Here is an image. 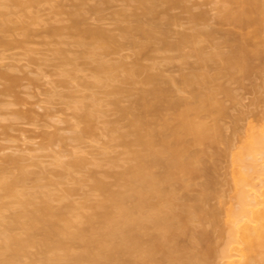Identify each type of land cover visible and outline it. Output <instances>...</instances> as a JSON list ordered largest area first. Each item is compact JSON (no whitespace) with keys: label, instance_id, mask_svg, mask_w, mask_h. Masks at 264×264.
<instances>
[{"label":"rangeland","instance_id":"rangeland-1","mask_svg":"<svg viewBox=\"0 0 264 264\" xmlns=\"http://www.w3.org/2000/svg\"><path fill=\"white\" fill-rule=\"evenodd\" d=\"M28 1L24 6L0 4V10L4 14L1 18L6 19L8 22L7 30L1 33L3 41L0 42V177L11 181L10 189L5 190L0 187V238L3 236V232L8 230L5 228L9 225L8 222L14 212L19 207L21 208L20 200L24 204L22 200L25 199V194L29 192L34 195L30 203L34 202L35 205H39L38 202H44L45 199L49 209L44 216L45 218L49 217L51 221L52 218L54 221L57 220L58 224L53 221L56 226L67 225L69 226L68 231L74 233L76 231L70 230V225L75 230L79 226L81 230L84 228L86 230L91 229V224L87 222L84 224V217H90L92 225L95 226V222L101 219L100 216L97 217V214L103 211L101 209L103 207L99 206L100 201L103 202L102 199L107 198V194H110L111 191L114 192L124 188L121 184H125L124 180L126 181L127 176H129V173L126 174L125 168L131 162V165L135 162L134 157L130 159L134 155L127 150L131 146L127 147L121 142L124 139L128 143L132 139L130 135L132 133L125 132V130L129 129L130 131L131 129L128 122V119L130 121V115H128L129 117L126 114L122 115L123 112L121 114L119 108L129 104V100L137 95L135 92H142V87L147 88L144 86H148L145 82L148 70L151 71V74L157 72L160 77L165 79L173 78V82L176 83L180 78L182 79V73L186 74L198 67L199 59L193 55L187 46L183 50L184 53L190 50L192 54H188L183 59L180 58V53L176 50L167 49L165 46L156 47V45L150 43L145 46L144 43L147 42H142L144 38L135 36L137 35L135 33H131L130 37L134 34L132 37H135L138 41L136 46L134 43L131 45L128 39V42L125 41L124 37H121V39L120 35L122 34L117 28L121 17L122 23H130L133 20L127 21V19L132 18L134 12V15L138 14L140 18L146 16V20L141 18L144 22H147V17L148 19L152 18L159 23L160 29L166 28L169 32L168 35H170L168 38L171 40L176 39L182 33L192 35L199 30L211 31L212 35L208 39L200 36L202 45L207 52L228 51L231 43L230 40H227L226 33L230 32L237 35L243 33L248 38L247 48L251 55L253 53L251 57H248L247 63L244 62L246 63L244 70L226 69L223 67L224 62L222 60H216L214 63L210 62V66L206 68L212 74L208 87L213 92L212 101L213 104H216L213 106L215 110L211 107L210 110L208 108H205L204 111L197 110L200 111V114L197 111L196 113L191 112V114L195 113L194 122L196 124L199 125L200 120L203 122L202 126H204V123L211 126L215 136L213 137L212 132L210 137L211 131L208 132L209 134L206 131L207 137L204 140L203 137L201 139L193 132H186V130L181 132V129H179L180 131L177 129L178 132H175L176 137H179V139L182 137L185 140L187 146L185 148L191 154L192 160L194 158V160L200 162L201 158L202 163L206 162L205 164H208V167L204 164L205 169L200 163L201 165L195 166L197 172L194 170V174L191 173L190 176L188 173L185 175L184 172H181V175L178 174L180 177L185 176L184 180L187 183L185 181L184 184L182 183L183 178H180V182L177 181V186L173 182L174 185H172L175 187L173 189L177 187V191L175 190V193L177 192L176 198L178 196L181 201L175 198L172 201L177 203L174 204L171 201L172 204L169 203L168 206L173 204L177 206L173 205L175 209L177 208L178 213L182 214L181 216L186 213L183 211L188 207L189 209L191 207H201L197 208V210L200 209L198 214L195 210V215H199V221H195L196 217L194 216V219L192 218L194 221L191 219L193 226H186L188 223V225H191L189 220L185 224V228L182 226H180L181 229L177 228V231L183 229L184 234L182 232L178 234L180 231L174 232L176 240L174 239L172 244L170 242L172 240H170L168 245L177 246L179 250L177 252V263L180 261L181 264L188 263L190 253L195 254L199 259L206 260L205 258H208L207 263H212L213 260L211 258L209 260L207 255L211 257L210 252H213L215 258L214 253L223 247L225 237L222 232L226 228L224 214L226 207L224 206L233 201L231 197L233 194L232 173L236 165L233 166L232 164L231 154L245 140L243 137L250 129L249 127L252 125L256 128L259 127V123H262L264 117V0H255V3L259 4V10L257 13L254 12L256 16L254 13L253 15L258 18V23L247 28L220 19L222 8L229 4L228 0H174V3L171 0H151L150 3L148 0L147 3H149L150 8L146 10V14H144L145 8H142L145 0H141L142 4L138 0H107L102 4L100 0ZM78 1H81L80 12L76 8ZM96 2H100V4H96ZM92 5H98L96 11L91 8ZM152 7L155 10H152ZM142 10L144 11L142 12ZM147 11H150L149 14L152 12L151 17L147 14ZM80 13L85 14L80 15ZM125 16L126 19H124ZM129 16L130 18H128ZM73 19L78 20L81 26L78 25L75 29L76 24L74 21L73 25ZM148 22L152 23V21ZM85 26H87V29L90 27L91 30H94L98 27L99 30L101 28L108 32L106 36L112 35L110 42H107L109 44L104 43L103 40L109 38H105L103 35L104 37L101 36L102 39L99 37L97 43L92 45L90 42L93 41L94 35L93 38L89 37L91 33H88V30L87 33L83 31L86 28ZM82 31L85 32V35ZM113 37H115V40ZM94 41L96 42V39ZM98 43L105 45L103 48L105 50H102L100 45L97 48ZM142 44L144 45L142 46ZM95 45L97 49L94 47ZM140 48L142 49L140 50ZM85 49H87V54ZM89 50L92 53L89 54ZM255 52L259 54H255ZM101 63L111 64H109V69L107 68L108 70L104 71L105 73L103 71L95 72V65L98 66ZM218 68H222L220 72H217ZM96 77H98V80L102 78L100 83L95 82ZM145 83L146 85H144ZM116 86L118 90L120 89V93L117 91ZM180 86L185 87L180 83L178 86L180 89L177 90L176 94L191 99L189 97L191 93L187 91V87L186 90H182L183 88L181 89ZM127 90H130L128 94L131 91L135 94L129 96ZM113 98L117 105H114V102L112 103ZM76 106L80 108L77 110ZM86 108L89 114L93 111L92 115L88 114L92 117L91 123L87 122L88 126L90 125L88 129L85 120L82 121V119L79 120L80 117H76V115L79 116V111L84 113L83 109L86 111ZM218 108L221 109L218 110ZM179 109L174 110L179 112ZM178 112L170 109L165 110L164 114L161 113V116L163 114L166 117L163 121L168 125L164 130V134H167L164 140H170L169 132H172L171 140L175 138L173 132L176 129L171 128V126L177 127L178 117L176 114ZM212 124L218 125L220 130L218 126L217 128L220 132L215 130L216 127L214 129ZM77 131H79V135ZM123 131L127 134L126 137ZM217 135H219V138H217ZM182 138V143H184ZM227 150L229 154L225 155ZM193 152L194 154H192ZM76 158L79 159V162L76 161L75 164L74 160ZM203 168L205 171L209 168L212 172L210 176L213 175L211 178H216L214 179L215 187L211 184V181L210 183L207 181L208 177H205L207 175L204 174L209 172H203ZM157 169L159 172L163 171L160 166ZM200 169H202V172ZM204 182L206 186L203 184ZM207 183L209 186H207ZM186 184L189 186L185 188ZM214 190L215 194L213 195ZM205 192L208 195L211 193L212 196L208 197ZM197 196L198 198L202 196L199 198L202 204L198 200L199 202H196L198 206L195 207L194 199L196 200ZM30 203L25 202L27 205L24 204V208L33 209L31 206L34 203L32 205ZM192 204H195V206ZM185 205H187V208H185ZM222 205L224 206L222 207ZM180 206L182 209L184 208L183 211L179 208ZM217 209L219 211H216ZM211 210L212 212L214 210L216 214L219 212L217 218ZM208 213L211 214L208 215ZM89 214L92 215L89 216ZM87 215L88 217H86ZM57 217H59V220ZM81 223L83 226H81ZM75 225H77V228ZM186 228H189V230H185ZM221 229H223L222 232ZM201 230L205 232L203 234L205 238L202 237L203 231L201 232ZM10 231L15 232L21 238L26 236L25 228L20 225H16ZM174 231H176L175 228ZM75 237H72V240L68 237L71 240L69 244L73 249L81 250L84 247H81L83 241L80 239H84V237L77 239ZM188 237H194V241H196L195 238H200L194 242ZM73 238L76 241H73ZM141 238L144 239L146 236L144 235ZM205 244L209 248H205ZM34 246H26L25 251L29 253V256L24 253L25 251L23 252L25 255H19L21 263L28 261L26 263L29 264V262L35 260V264H45L42 263L41 252L38 253L37 246ZM181 246H186L187 249L190 248L192 251L190 250V253H188L189 250L185 252L186 248ZM253 247L255 249L254 245L252 249ZM212 248L214 251H210ZM198 249L203 250L204 254L206 251L205 258H203V252L201 250L199 252ZM207 251H210L209 254H207ZM159 253H155L153 258L158 260L157 263L160 261L165 262L164 256H159ZM199 253L203 254L202 257ZM253 253L256 254L254 250L246 251L244 260H250L254 255ZM186 254L188 259H185ZM31 255L34 256L32 258H38L29 261ZM216 258L221 260L220 257ZM214 260V264H223V260L221 262ZM199 261V264H204L201 260ZM155 262L154 264H156Z\"/></svg>","mask_w":264,"mask_h":264},{"label":"bare ground","instance_id":"bare-ground-1","mask_svg":"<svg viewBox=\"0 0 264 264\" xmlns=\"http://www.w3.org/2000/svg\"><path fill=\"white\" fill-rule=\"evenodd\" d=\"M1 1L2 0H0V4H4V5L10 4V5L24 6L26 1L28 0H3V2ZM100 1H101V4L103 2L104 3L107 2V0L106 1L100 0ZM138 1L140 2L141 0H138ZM142 1H141V4H142ZM147 1L148 0L143 1V3L145 4L142 5L143 6L142 8L143 9L145 8V11L142 10V12L143 11L145 12L144 14H146V10L150 8V6H148L149 3H147ZM149 1L151 3V0ZM78 2L76 4L77 6L76 8L79 11V9L81 8L80 6L81 1H78ZM171 2L174 3V0L173 1L171 0ZM98 3L100 4V2H96V4ZM146 3H147V6H146ZM228 3L230 5L227 4L222 8V14L220 18L222 21L224 20L225 22L228 21L231 23L232 22L236 23L238 24L239 27H242V28H247V27L256 25L258 23V18H256L255 16H256L257 11L259 10V4L255 3V0H228ZM231 4H234V5L231 6ZM91 8H93L96 11L98 8V5H95V6L92 5ZM151 9L155 10L153 9V7ZM149 12L150 11H147V14H149ZM253 13L255 14V16L253 15ZM81 14L83 13H80V15ZM150 14L152 15V12ZM2 15L4 16L3 12H1L0 10V18ZM130 15L132 16V13ZM128 18H130V16ZM132 18L127 19V21L133 20L132 22L122 23L121 22L122 17H121V21L119 19L120 22L117 27L118 30H120V33L122 34L120 35V38L124 37L123 39H126L125 41H127L128 39L129 43L131 42L130 43L131 45L132 43H134L136 46V43L138 42L135 39V37L134 38L132 37L134 34H132V36L130 37L131 33H135L137 34L135 36H138L139 38L141 37L144 38L142 39L143 40L142 42H145V41L147 42V43H144L145 46L148 43L152 45L154 44V46L156 45V47L165 46L167 47V49L170 48V50L171 49L174 51L176 50L178 53H180V58H183V59H185L186 56H188V54L192 52L193 55H195L199 59L198 67L190 70L186 74L182 73V79L180 78L181 81L178 80L179 85L180 83H182V85L185 86L184 88L180 86L181 89L183 88L182 90H186V87H187V91L191 93L190 94L191 96H189L191 97V99L186 98V97L184 98V96L182 97L180 96V94L177 95L178 93L176 94L177 90L180 89L178 87L179 86L178 81L175 80L176 81L175 83L173 82V78L165 79V78L160 77L157 74V72H155L156 74L154 72H153L154 74L153 73L151 74V71L148 70L146 72L147 76L145 75L146 78L144 77L145 82L148 84V86H144L146 85V83L143 85L144 87H147V88L144 89L142 87L141 88V90L143 89L142 92H138V91L135 92L137 95H134V97L129 100V104H127L126 106H123V108L122 107L119 108L120 113L122 114L123 112L122 115H125V114L126 116L130 115V121L128 119V122L130 123L128 124L130 126L129 125L128 126L131 127V129L130 131L129 129H127V131L125 130V132L132 133L130 134L132 136V139H130L131 141L127 143L125 142L124 139L121 138L123 140L121 142L125 144L127 147L129 146L132 147V145L134 144L133 145V147L135 146L134 149L132 147V150H131V147H129L130 149L128 148L127 150H129V152H132L131 154H133L134 156L130 154V156H132L130 157V159L134 157L133 159L135 162L133 163V165H131L132 164L131 162V164H128L129 166L125 168L126 174L129 173L128 174L129 176H127L128 178L126 181L124 180L125 184H121L122 187L124 188H122V190L120 188L118 191H114V192L111 191L110 194H107L108 195L107 198L105 197L102 199L105 202L100 201V204L98 203L99 206L103 207L101 208L103 210L102 213L97 214L98 216L95 214V216H97L98 218L100 216L101 218L100 219L101 221L98 220V222L100 221L99 225L97 226L98 224L97 221L95 222L96 223L95 226L92 225L93 224L92 219H90V217L89 218L84 217L83 218V221H85L84 224H86V222L91 224V229L86 230L84 228L81 230L80 226L77 228V225H75V227L79 229V230L77 229L75 230V228L72 225L67 223L68 225L71 226L70 230L77 232V233L76 232L74 233V232L68 231L69 226L67 225L66 226L60 225L61 227H59L58 225L56 226L54 222H56L57 220L54 221L52 218V221H51L49 220V217H46L47 218L46 219L44 216L47 214L45 212L49 209L48 204L45 202V199H44V202H38L39 205H35L34 202L30 203L31 198L34 195L29 192L25 194L24 196L25 199L22 201H24V204L26 202L27 204L30 203V205L34 203V205L31 206L33 207V209L29 210L27 207L24 208V204H22L20 200L21 203L19 202V204L21 208L19 207V209L16 210L14 214L12 215L11 220L9 219L10 220L8 222L9 225L7 226V228H5L8 230L6 231L4 230L5 232H3V236L0 238V264H24L28 262L26 261V262L21 263L19 261V255L26 254L27 256H29V253L28 252L26 253L25 251L26 250L25 248L27 245L37 246L38 248L37 252L38 253L41 252L42 259H43L42 263H45V264H154L155 261H156L155 263L158 264L163 261L159 260L160 262L157 263L158 260L153 258L154 254L157 252H160L159 253L160 255L159 254H156V255L164 256V260H166L162 264H165V263L166 264H181L180 259H179L180 262L177 263L178 262L177 252L179 251L177 246H174V245L169 246L168 242L172 240L170 241L172 244L173 240L176 238L175 233L180 231L178 234H181V232L183 231V229L182 231L181 230L177 231V228L181 229L180 226L184 227L185 224L188 223L189 220L191 221V219L194 216L196 217L195 221L196 220L199 221L198 220L199 215L197 216L195 214L196 213L198 214V211H200V209L197 210V208H200L201 206L197 207L198 203L196 202L201 201L199 198L202 196H200L199 198L197 196V199L196 200L194 199L196 206L195 204L194 205L192 204V205L197 208H193L191 207L192 206L191 205L190 206L191 209H189L188 207V209L183 211L184 208L182 209L181 207L182 205H181L179 208L182 209L183 212H186L184 213L183 216H181L182 214L178 213V211L176 210L177 208L175 209V207H177L174 205L176 201L175 202L172 201L176 198V194H177V192L175 193V190L177 191V187L176 189H173L175 188L173 187L174 185L173 182H175L176 184L175 186H177L178 185L177 181L179 180L178 182H180V178L181 179L183 178V180L181 181H183L182 183L184 184V181L186 182V180H184L185 176L180 177L178 174L181 175V172H184L185 175H187L188 173V175L190 176V174L194 172L195 166L197 167L201 165L200 163H202V159L200 158V162L198 160H194V158L192 160L190 156L191 154L186 149L187 146L185 144V140L181 137L184 140V143H182L181 138L179 139V137H176L175 132H178L179 129H181V132L182 130H186V132L187 131L193 132L194 134L197 135V137H200L201 139L203 137L204 140H206V137H207V135L205 134L206 131L207 133L211 131L209 135L210 137H211L212 132H213V137L215 136L214 131L211 128V126L207 125L206 123H204V126H202L203 122H201L200 120L198 122L199 125L194 122V114L196 113L197 110L201 109L202 111H204L205 108L206 109L208 108V110H210L211 107L213 110H215L213 106L216 104L215 103L213 104V101H212L214 97L213 92L208 87V84L212 78V74L206 68L210 66V62L214 63L216 62V60H222L224 62L223 67L226 69L231 68V69L244 70L245 69L244 65L247 63L249 59L248 57H251L253 53L251 55V53L249 52V49L247 48V45H246L248 38L243 33L241 34L239 33V35L232 34L230 32L226 33L227 34L226 38L228 41L230 40V43H231L228 51L221 52L217 50L214 52H207L205 51L204 46L202 45L200 36L204 37L205 39H208L212 35L211 31L199 30V31H196L192 35L182 33L176 39L171 40L170 38H168V36L170 35H168L169 32L167 31V29L166 28H165L166 30L164 28L160 29L159 23L154 21L152 18L148 19L147 17V22L152 21V23L151 22L147 23L146 21L144 22L142 20L144 17L142 18L141 16L142 18L141 19L140 16H138V14L134 15V12H133ZM124 19H126V16ZM144 19L146 20V16ZM72 21H73V25L75 21V24H76L75 29L77 28L78 25L81 24L76 19L75 20L73 19ZM7 23L8 22L6 19H3V18L0 19V42L3 41L1 33L7 30L8 28ZM85 27H84L85 30L83 31L87 33V30H88L89 31L88 33H91L89 37H92L94 35L93 36L94 38L92 37L93 41L90 42L92 45L94 43L95 44L97 43L98 41L97 39H99V37L101 39L104 36L105 38L108 37L109 38L108 40L107 39L103 40L104 43L106 42V44H109L107 42H110L109 40L112 39L111 38L112 35L106 36L108 32H106L105 30H102L101 28L100 30L98 27L95 28L94 30H91L90 27H88L89 29H87V26ZM85 32H83L84 35H85ZM113 38L115 40V37ZM95 39H96V42L94 41ZM81 43L83 44V41ZM144 44H142V46ZM99 45L100 44L98 43L97 48L99 47ZM104 46L105 45H100V48H102V50H105L103 49ZM186 46L190 48L191 52L190 50H188V52L184 53L183 50ZM94 47L96 48V45ZM141 49L142 48H140V50ZM86 51L87 49H85V52ZM90 53H92V51L89 50V54ZM256 53L258 52H255V54ZM104 63H101L100 65L98 64L99 67L96 66L97 65L96 64L95 65L96 68L94 67V70L96 69L95 72L96 71L104 72L105 70H108L109 64L111 63H108V64L107 63L104 64ZM222 68H218L217 72H220ZM106 74L108 73L106 72ZM98 77H96L95 79L96 83L97 82L100 83V81L102 80V78H100L101 80L100 79L98 80ZM142 83H144V81H142ZM114 91H115V87H114ZM117 91L119 93L121 92L120 89L118 90V88H117ZM129 91L130 90L126 91L127 95L130 96L131 94L132 95L135 94L132 91L128 94ZM113 102H114V98H113L112 103ZM115 103L116 102H114L113 104L117 105ZM215 107H218V106H215ZM75 108H77V106ZM79 108H77V110ZM178 108H180L179 112L176 111ZM84 109H83L84 113L83 112L81 113L79 111L78 113L80 114H78L79 116L76 115V117L77 118L80 117L79 120L82 119V121L84 119L85 120L84 122L86 123V128L88 129L90 125L88 126L87 122L91 123L90 120L92 117L88 116L89 114L88 109L86 108L87 112ZM170 109L175 112H178V114H176V116L178 117L177 127H173L174 125L171 124L172 125L171 128L176 129L173 132L174 133L173 137L175 138L171 140L172 132L171 133L167 132L170 137V140L168 139V137H167L168 140L166 139L164 140V138H166L165 136L167 135V134H164V130L166 129V126L168 127V125H166L165 122L163 121L164 118H166L165 116H163V114L165 110L167 111ZM219 109L221 108H218V110ZM92 112H90L89 115H92L91 114ZM162 112L163 114L161 116ZM191 112H195V113L191 114ZM198 113L200 114V111ZM191 117L193 118V120ZM260 123H259V127L257 126V128L254 127L253 125L249 127L250 129L246 133L247 135L245 134V137H243L245 140L242 139L243 141L241 142L238 149L231 154L232 164L233 166L236 165L234 167V172L232 173L233 194L231 197L234 202L232 201L230 204L226 206L222 205V207L223 206L226 207V209L223 208L225 212L224 214H225L226 228L225 229L223 228L224 232H222L223 229H221V232L224 233L225 241H224L223 247L219 251H216L214 253L215 258H214L213 252L212 253L210 252V251H214L213 248L212 250L207 251V254H209L208 252L212 254L211 257L210 255H207V256H209V260L211 259L213 260L212 261L213 264L215 262L214 259H216V261L218 262H221L223 260L222 261L223 264H264V117L262 119L261 125ZM215 124H212V126L214 129L216 127L215 130L218 131L219 126L217 125L218 126L217 128ZM205 126L206 128L209 126V128L206 129ZM78 132L79 131H77V134ZM126 133L124 134L125 137L127 135ZM163 134H164V137H163ZM121 136L123 137V135ZM73 138L75 139L76 137H73ZM217 138H219V135H217ZM227 144L229 146L228 142ZM192 154H194V152ZM227 154H229L228 150L225 151V155ZM202 158L204 159V157ZM76 161L78 163L79 159L77 160L76 158L74 160L75 164H76ZM129 163H130V160H129ZM205 163L206 162H203L202 166ZM207 165L208 164H205L204 166L208 167ZM159 166L163 168V171L161 169H160L161 170L160 172L158 169L156 170V168ZM206 167L204 168L206 169ZM209 168H207L208 170H206L209 173H206L204 175H207L205 176V177H208L207 181H209V183L211 181V184L214 185L215 184L214 179L216 178H213V179L211 178L213 177V175L210 176L212 172H210ZM205 169L203 170V172L205 171ZM196 170L195 172H197ZM200 170L202 172V169ZM177 175L179 176V179ZM203 184H205V182ZM10 185H11V181H8L0 177V187L1 188L8 190L10 189ZM186 186L188 187L189 185L186 184L185 188ZM207 186H209L208 183H207ZM200 194H202V192H200ZM214 194H215V190H214L213 195ZM205 195H208V194L205 192ZM210 196H212L211 193L208 195V197ZM176 200L181 201V199L180 200L178 199V196ZM171 201L174 203L173 205L175 207L173 205L170 206L172 204ZM169 203L170 205L168 206L167 204ZM222 203L224 202L222 201ZM201 204H202V201H201ZM187 205H185V208H187ZM195 210H196V213H195ZM214 210L213 212L211 210V212L215 215L216 212L214 213ZM216 211H219V210L217 209ZM218 213L219 212H217V214L215 215V218H217ZM209 214L211 213H208V215ZM54 215H57V214H54ZM90 215L92 214H89V216ZM86 217H88V215ZM57 218L59 220V217ZM188 224H186L187 227L193 226L192 221L190 223L191 225H188ZM16 225L17 226L20 225V226H23V228H25V234H26L25 238H21L20 236L15 234V232L13 233L12 231H10ZM81 226H83L82 223H81ZM174 228L176 231H174ZM185 230H189V228H186ZM79 231H81L80 232L81 234L78 233ZM202 231L203 230H201V232ZM204 233L205 232L203 231L202 235ZM69 234L70 235L74 234V235L70 236ZM182 234H184V232H182ZM199 234L201 235V233ZM85 235H86V239H85ZM144 235L146 236V238L144 239L141 238V237H144ZM74 236H76L75 237L76 239L79 237L80 238L84 237L85 240L83 238L80 239L81 241H83V244L81 243L82 245L81 247H84L81 250L80 249L77 250L76 247H75L76 249H73L71 244H69V242H71L72 240V237ZM68 237L71 238V240L68 239ZM194 237L192 238L188 237V239L190 240L192 239V241H194L193 240ZM202 237H204V235ZM75 238H73V241L74 240L76 241ZM197 239L195 238L196 241H198ZM251 245L252 246L254 245L256 250L254 249V247L252 249ZM186 246L185 247L181 246V247L186 248ZM207 247L208 245L205 248ZM188 250H189L188 253L192 251V249L186 248L185 252H187ZM198 250L199 252L201 251L203 252V250L201 249H198ZM215 250L217 249L215 248ZM249 250L251 251L254 250L256 254L253 253L254 254L253 257L250 260L245 261L244 260L245 252ZM23 252L25 254H23ZM203 254L199 253L201 257ZM205 254H206V251H205ZM205 254L203 255L204 256L203 258H205ZM181 255L184 256L183 254ZM189 255H190L189 256L190 259H189V262L187 261L188 263L186 264H199L200 262L199 260H201V262H203L204 264L207 263L206 260L208 258H205L206 260H203L202 258L200 259L197 258L195 254L193 253L192 254L190 253ZM32 257L34 256L31 255V259L29 258L30 259L29 261L38 258V257L37 258L36 257L32 258ZM216 257H220L221 260L220 259L217 260ZM181 258L183 259V257ZM186 258L188 259V255L187 257H185V259ZM34 261H32L33 263L29 262V264H35ZM210 263L211 262L207 264H210Z\"/></svg>","mask_w":264,"mask_h":264}]
</instances>
